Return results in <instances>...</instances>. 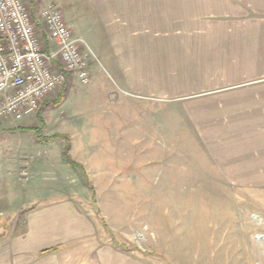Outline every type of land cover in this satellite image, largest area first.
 Instances as JSON below:
<instances>
[{
  "label": "rangeland",
  "instance_id": "374dc122",
  "mask_svg": "<svg viewBox=\"0 0 264 264\" xmlns=\"http://www.w3.org/2000/svg\"><path fill=\"white\" fill-rule=\"evenodd\" d=\"M40 9L37 33L53 48ZM76 32L91 51L89 82L66 73L33 115L0 121V261L26 205L49 195L74 198L94 229L61 264H264V185L230 179L196 131L157 134L176 118L183 129L189 96L134 94L102 65L92 32Z\"/></svg>",
  "mask_w": 264,
  "mask_h": 264
},
{
  "label": "crops",
  "instance_id": "0c3cea01",
  "mask_svg": "<svg viewBox=\"0 0 264 264\" xmlns=\"http://www.w3.org/2000/svg\"><path fill=\"white\" fill-rule=\"evenodd\" d=\"M25 2L31 16L55 4L75 35L92 32L102 65L134 94L189 96L183 129L176 118L156 133L196 131L216 144L230 179L248 189L264 185L248 177L264 176V0ZM93 235L74 198L31 199L0 264H61L63 251Z\"/></svg>",
  "mask_w": 264,
  "mask_h": 264
},
{
  "label": "built area",
  "instance_id": "2783aa9c",
  "mask_svg": "<svg viewBox=\"0 0 264 264\" xmlns=\"http://www.w3.org/2000/svg\"><path fill=\"white\" fill-rule=\"evenodd\" d=\"M40 19L53 48L42 42L25 0H0V121L33 115L66 73L82 84L90 80L91 51L60 8L45 6Z\"/></svg>",
  "mask_w": 264,
  "mask_h": 264
},
{
  "label": "trees",
  "instance_id": "16d2710c",
  "mask_svg": "<svg viewBox=\"0 0 264 264\" xmlns=\"http://www.w3.org/2000/svg\"><path fill=\"white\" fill-rule=\"evenodd\" d=\"M66 149L67 147H64V151H63V158H64V161L67 163V164H70L71 166H75L76 163L73 162L72 160H68V157H67V154H66Z\"/></svg>",
  "mask_w": 264,
  "mask_h": 264
}]
</instances>
